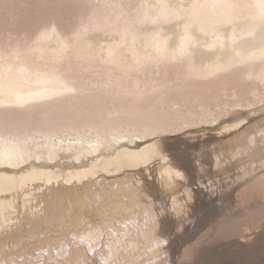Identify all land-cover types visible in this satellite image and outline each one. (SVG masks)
Returning a JSON list of instances; mask_svg holds the SVG:
<instances>
[{"label":"bare ground","instance_id":"6f19581e","mask_svg":"<svg viewBox=\"0 0 264 264\" xmlns=\"http://www.w3.org/2000/svg\"><path fill=\"white\" fill-rule=\"evenodd\" d=\"M79 1L86 7L90 6L92 11L82 29L63 36L47 34L33 42L19 45L17 42V45L8 48L0 46V125L23 110L59 107L66 105L67 101L77 104L91 96H104V103L106 95H113L116 100L124 96H143L144 99L147 94L156 95L165 84L166 87L171 85L167 81L174 79L201 80V83L219 81L222 84L233 81L243 83L245 80L250 81L251 84H246L250 90L260 85L264 93V55H261L264 22L258 8L223 6L235 4L237 0H192L218 5L196 9L189 8L190 0ZM255 99H247V102L254 104ZM93 101L95 103L94 97ZM218 113L210 115V118L216 120ZM191 119L181 117L158 126L154 124L155 127L148 122L138 125L137 121V124L127 121L123 126L121 121V124L104 123L99 126L88 123L80 128L77 125L73 127L75 124L47 128L36 125L23 129L18 126V130H13V126H9L11 129L8 125L7 129L5 125V128L0 126V234L9 229L14 231L12 234L20 240L16 242L18 246L26 237L34 239L36 235L32 232L29 231L26 236L18 230L24 228L19 224L25 225V217L30 214L29 225L38 226V222L43 221L40 227L45 232L44 214L63 197L68 198L69 207L64 203L66 211H61V216L52 213L55 217L50 220L56 222L58 217V226L62 227L68 214L78 213L71 239L59 243L54 249L52 240H47L49 248L39 251L38 255L29 252L2 259V250L6 251L9 247L7 241L10 239L7 237L5 242L0 236V264H45L46 257L51 259V264H64L59 258L72 255L75 245L84 246L87 254L69 264H93L88 259L90 255L97 257L100 264H205L217 250V253L228 254L235 259L261 253L264 249L262 120L252 129L255 131L249 137L236 136L229 140L233 157L248 155L250 161L249 165L243 166L241 173L243 181L249 183V202L254 203L255 208L263 206V212L260 211L258 217H254L256 220L246 226L244 235L215 242L195 252L183 248L175 256L173 251L168 253L170 237L158 233V217L145 210L135 211L134 207L142 206L145 193L136 185L132 175L134 171L145 169L159 160L158 176L162 185L167 187L161 193L171 189L176 178L185 177L179 165L168 163L161 147L154 143L146 144L144 140L157 130H179L199 120ZM240 122L243 123L242 118L231 126L237 127ZM216 160L220 158L217 156ZM82 185L87 192L81 191ZM121 195H129L134 207L128 208L124 202L112 201L113 196ZM100 202L107 207L125 209L130 215H124L122 220L108 228H84L79 218L86 214L89 206L101 205ZM181 203V206L184 205ZM185 228L186 223L180 225L181 231ZM253 231L256 232L254 236Z\"/></svg>","mask_w":264,"mask_h":264},{"label":"rangeland","instance_id":"374dc122","mask_svg":"<svg viewBox=\"0 0 264 264\" xmlns=\"http://www.w3.org/2000/svg\"><path fill=\"white\" fill-rule=\"evenodd\" d=\"M82 4L83 3L79 0H0V46L2 45V47L5 46V48H8V46H13V44L14 46L15 44L17 45V42L18 45L24 42V44L33 42V40L35 41L37 38L47 34L63 36L77 31L78 29H82L89 21L90 12H92L90 6L86 7ZM200 81L201 80L194 82L186 79H174L171 82L170 80L167 81V84L170 82L171 85L166 87L165 84L162 87L164 91L159 89V92L157 91L158 93L155 92L156 95L154 93L152 95L147 94L149 96L145 95L144 99L143 96L140 98L124 96L125 98L121 97V99L118 98V100H116L113 95H108V97L106 95V101L104 103V96L100 98L99 96L101 95H97V97L93 96L95 103L91 96L76 102L77 104H74V101L70 103L67 101L69 103L67 104L66 102L67 106L61 104L57 107L58 105H55L56 107L53 106L52 108L49 107L44 110H41V108H30L32 111L30 109L23 110L24 112L21 111V113L14 115L12 120L10 119L12 122L6 120L4 121L5 124L2 122L0 126L1 128H5L8 125V129L10 128L9 126H13L11 127L13 130H18V128L20 129L21 127L22 129L24 127L34 128L36 125H39L37 127H43L44 125L43 128H47L52 126H72L75 124L73 127L77 125V127L80 128L82 125L86 127L88 123L99 126L100 124L104 125V123L105 125L106 123L110 125L111 123L121 124L122 122L123 126L128 123L127 121H129V123L131 121H137L139 122L138 125L141 123L147 124L148 122V124H152V126L155 127L154 124L158 126V124L162 122H172L181 117L189 119L199 118V120H197L198 122L195 121L187 126L184 125V128L179 130L172 129L173 132L171 130L169 131V129L165 130V132L157 130L158 132H155L157 135L154 133L144 140L146 144L154 143L161 147L164 150L168 163L179 165L185 177L176 178V182L173 184L172 188L161 193V190L167 187L162 185L161 179L158 176L160 161L157 160L151 163L147 168L132 173V175L134 174L136 185L142 188L145 193V199L141 202V207H134L133 203L130 202V200H132L129 198L130 194L128 195L129 197L123 195L112 197V201L124 202V204H128V208L134 207L136 212L145 210L152 215L154 214L153 217H158L157 223L159 221V224L157 226L159 227H157V230L159 235L170 237L169 241L171 244L168 247V253L173 251L174 255L177 256L185 248L195 252L203 247L211 246L215 242L229 240L234 236L244 235L246 226L256 220L254 217H258L261 207H263L261 205L255 208L254 203L249 202V183L242 179L241 173L243 172V166L245 167L250 163V161L248 162V155H237V158L236 156L233 157L231 150L232 146L229 142L230 139H234L236 136L244 137L246 135L249 137L255 131L252 129L262 123L261 120L264 121L263 90H261L260 85L250 90L249 85L246 84L251 83L245 80L243 83H241V81L239 83L233 81L229 83L223 82V84L219 81H214V84L210 83V81H203L202 84ZM192 83H195V86ZM174 86L175 88H173ZM162 92L165 94L162 95ZM257 93L258 95H256ZM95 97L100 99L97 100ZM251 97L256 98L253 101L254 104H250L252 102H247V99L248 101L252 99ZM108 98L110 101H108ZM138 99H140V101ZM115 105L117 108L113 107ZM62 106L68 109H63ZM217 113L218 120L210 118L212 114L216 115ZM25 114H28L29 117ZM240 118L243 120V123L241 124L240 122L241 125H238L240 128L238 126H231L237 122V120H240ZM29 119L32 120L30 121ZM19 120L22 121V125H20L21 121ZM8 121L11 124L8 123ZM99 121L104 122L98 123ZM132 122L131 124H134ZM137 122L135 124H137ZM23 123L26 124L24 125ZM3 125H5V127ZM229 128H232V130ZM5 129H7V127ZM159 132L161 133L159 134ZM217 156L220 160H216ZM239 157L242 158V160H240ZM246 157L248 159H246ZM245 159L246 162H244ZM81 187L79 188H81L82 192H87V188L84 185ZM188 194L191 195L188 196ZM183 200H186L187 203ZM64 203L69 207V200L67 197H63L58 204H53L52 206L54 207L51 206L48 213L44 214L46 218H42V220H46L44 224L46 226L45 232H42L43 230L40 227L43 225V221L38 222V226H30V222H28V216H30V214H28V216L26 215L25 225H27L19 224V227L24 226V228L22 227L18 230H21L26 236H28L29 231L36 236L34 239H28V237H26L19 246L16 242L20 240L15 234H12L14 231L10 229L2 231L0 234L2 239H4L5 242L7 237L10 239L7 241L9 247H7L6 251L2 250V259L14 258V256L24 253L29 254V252H32L33 255H38L39 251L49 248V246L46 245L47 240H52L53 249L58 246L59 243L70 240L75 232L77 225L75 223L76 215L78 213L74 212L71 216V213L68 214V218L65 220L62 227L58 226L60 222L58 217H56V222L50 220L55 214L61 216V213L66 211V208L63 206ZM180 203L184 205L181 206ZM179 205L182 209H180ZM99 206L102 207L100 208ZM89 208L86 214L81 216L78 220L82 221L84 228H108L117 221L122 220L124 215H130V212L125 209H117L111 206L107 207L104 203H101V205L98 204L97 206H89ZM97 210L101 212H97ZM263 211H261V213ZM186 212L188 213L187 215ZM52 213L54 215H52ZM73 217L75 218L74 220ZM184 223H186V228L184 231H181L180 225ZM16 229L17 227L14 228L15 231ZM80 230H82V228H80ZM8 233L10 235H8ZM213 234L217 235L210 237ZM255 234L256 232L253 231L252 236ZM169 241L166 245L169 244ZM218 251L219 250H217L205 264H264V249L261 253L255 255H242V257L238 256L237 259L233 256L230 257L228 254L217 253ZM86 254L84 246L75 245L72 249V255L64 259H59L61 263L69 264L74 263ZM46 258L45 261L43 259H39L38 261L42 260L45 264H51V259H49V257ZM88 259L93 264H100L99 259L93 255H90ZM52 260H54V258H52Z\"/></svg>","mask_w":264,"mask_h":264},{"label":"snow or ice","instance_id":"6c2138e0","mask_svg":"<svg viewBox=\"0 0 264 264\" xmlns=\"http://www.w3.org/2000/svg\"><path fill=\"white\" fill-rule=\"evenodd\" d=\"M218 5H216L215 3L209 5L207 3H197V2H192V0H190L189 2V8L191 9H196V8H203V7H216ZM224 7H242V8H258L259 9V15L260 18L262 20V22H264V0H255V2H240V0H237V3L235 4H224ZM261 55H264V44L261 45Z\"/></svg>","mask_w":264,"mask_h":264}]
</instances>
